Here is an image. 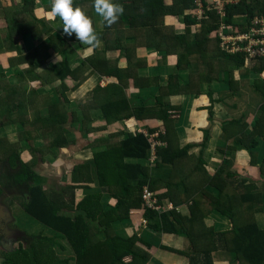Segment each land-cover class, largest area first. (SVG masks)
I'll return each mask as SVG.
<instances>
[{"label":"trees","instance_id":"obj_1","mask_svg":"<svg viewBox=\"0 0 264 264\" xmlns=\"http://www.w3.org/2000/svg\"><path fill=\"white\" fill-rule=\"evenodd\" d=\"M74 2L92 18L103 48L70 62L68 52L74 35H49L21 56L20 42L24 35L42 38L44 28L40 25L39 29V22L32 14L36 0H21V4L18 0H0L4 18L0 25V53H9V62L18 61L25 66L17 73L21 84L9 83L5 73H0V128L20 127L14 140L2 138L0 133V160L11 171L7 175L0 172V197L4 190H16L18 205L48 230L29 233L18 228L21 233L14 239L16 248L2 251L0 264L70 261L74 264H146L150 258L146 249L149 244L137 233L122 237L113 226L139 210L143 211L150 230L186 237L194 251L192 257L201 260L198 264H213L211 254L218 250L232 253L240 264H264V225L256 218L264 214V183L260 187L256 181L240 178L234 172H229L223 180L220 170L209 175L205 162L181 146L170 118V111L179 106L166 101L171 96L197 95L200 84L218 81L220 72L229 66L242 69L247 59H261L262 66L249 69L257 75L252 87L262 99L257 110L259 116L253 124L246 122V114L225 121L222 130L223 136L231 140L230 150L249 151L251 163L259 165L264 175V158L261 163L258 151L264 145V57L254 58L244 51L230 54L221 48L217 35L221 22H231L236 13L248 18L263 14L264 0L229 4L223 17L208 8L201 20L194 14L195 0H115L123 5L124 13L111 27L101 21L100 29L96 28L93 18V0ZM169 17L182 22L184 32H177L173 24H168ZM142 48L161 57L158 67L169 56L175 58L173 66L164 63L168 67L166 84H160L159 75L146 73V62L137 53ZM111 52H117L118 56L108 57ZM55 55L61 58L56 63L51 61ZM194 63L202 66V72L191 75L188 82H180L179 72ZM43 64L51 71L41 76L35 71ZM92 75L108 77L111 82L105 87L96 85L87 101H74L70 105L66 92L76 90ZM69 78L75 82L71 88L66 84ZM26 80L50 86L56 95L55 101L52 102L53 96L49 93L41 90L40 94V90L29 87ZM130 85L140 91L157 87L158 93L131 106L126 94ZM228 86L232 95H237L238 82L230 79ZM41 108H47L45 114ZM94 110L100 111L99 118L105 122L99 128L94 125ZM70 118L81 125L80 131L84 134L103 132L110 124L126 120L138 123L157 120L165 134L152 137L134 127L95 138L88 142V147L94 149L92 161L77 164L71 173L72 184L56 191L44 187L45 178L35 169L37 154L45 161L48 152L65 147L68 143L65 129ZM145 128L153 134L159 129ZM38 132L44 139L42 147L33 145ZM158 141L163 145H158ZM21 143L31 148L33 157L28 162L22 159ZM152 158L153 164H150ZM94 182L96 188L90 186ZM207 185L217 192L209 191ZM80 189L84 196L77 201ZM145 190L163 211L147 205ZM104 195L113 197L115 204H103ZM169 203L178 210L169 208ZM13 204L15 201H11ZM213 211L228 219L227 230L218 231L213 224L207 225L206 216ZM99 234L104 238L97 237ZM65 245L72 256L63 259L56 248L64 250ZM128 257L130 261H124Z\"/></svg>","mask_w":264,"mask_h":264},{"label":"crops","instance_id":"obj_2","mask_svg":"<svg viewBox=\"0 0 264 264\" xmlns=\"http://www.w3.org/2000/svg\"><path fill=\"white\" fill-rule=\"evenodd\" d=\"M77 1V0H74ZM171 0H167L170 2ZM18 3L21 4V0H18ZM81 6L80 4H78ZM88 6V5H87ZM82 7V6H81ZM51 10V0H36V8L33 11V16L37 18L39 24V29L42 26L44 29L42 31L41 39H35L30 34L24 35L20 42L21 48V56L27 55L28 52L40 45V43L47 39L49 35H57L63 36V28H62V21L59 18H56L54 21L49 20L47 17L50 14ZM95 13V12H94ZM254 17V16H253ZM96 28L100 29V23L102 18L95 14L93 17ZM250 20L252 17H246L244 14L236 13L231 22H225L226 31L228 32H236V31H248L250 28ZM4 22L0 21V25ZM168 24H173L177 30V32H184L185 25L182 22H179L177 18H167ZM181 27H179V25ZM41 25V26H40ZM199 26V24H197ZM194 33H190V36H193ZM70 42L71 49L68 52V57L70 58V62H73L76 57H87L94 50H89L87 45L81 44L75 37ZM103 48V42H101V46L98 48L99 50ZM138 56L142 58L146 62V68L149 75H159L160 76V84L164 85L167 82V75H168V67L166 66L167 63L169 66H173L175 63V58L169 56L166 62H162V65L159 67L158 62L160 60V56L146 48L138 49L137 51ZM10 56L9 53H0V73H5L7 80L11 84H21L20 79L18 78V71H22L25 66L23 64L17 63L18 61H10L8 57ZM110 56H118L117 52H111L108 57ZM51 61L57 62V60H61L60 56H51ZM50 57V58H51ZM263 61L261 59H247L245 62V67L239 69L238 67L229 66L228 69L224 72H220L218 81H213L210 84L202 83L200 84V93L199 94H189V97H185L184 95L179 96H171L166 99L168 103L178 105L179 108L174 109L170 112V118L172 123L174 124V128L176 130L178 138H180V144L182 147H186L187 151L192 152L189 154H195L200 157L205 163L208 170H218L224 169L226 166H230L231 168L230 173L234 172L238 176L242 178H248L250 181H256L260 187L263 186L264 183V175L260 171V167L255 166L251 163V157L249 151L244 149L242 150H231L229 151V144L231 140L228 141L227 136H223L222 124L225 121L231 119H239L242 115H247L246 122L247 123H254L255 118L257 115L259 116L258 109L262 103V99L254 92L252 83L257 78V75L252 71L254 67L262 66ZM150 68L154 69L151 70ZM251 69V71H249ZM149 70V71H148ZM51 70L48 69L47 64H43L40 68H38L35 72L38 75H45ZM202 72V66L200 64L194 63L192 64L187 70L180 71L179 77L180 82H188L189 78L193 74H199ZM145 73V74H146ZM264 77V73L262 74ZM232 79L233 81L238 82V91L237 95H232V91L228 86V80ZM68 80L74 82L73 79H67L66 84L71 88L72 85L69 84ZM28 81V80H26ZM111 80L108 77H97L95 75L88 76L76 90H69L66 92L68 97V93L71 92L73 97L75 98L74 94H84L85 92L92 91L96 85L101 87H105ZM56 83L55 85H57ZM93 84V88L89 90L90 86ZM75 85V82H74ZM73 85V86H74ZM29 87H34L37 90H43L42 92L46 94L49 93L50 96H53L52 102L55 101L56 95L52 93L50 90V86L43 87L41 85L34 84L31 80L28 81ZM236 87V85L234 86ZM228 88V89H227ZM1 93V91H0ZM158 93V88L153 87L149 89H144L140 91L139 89L134 88L133 86H129L126 88V94L131 106H135L142 100V98H150L154 96V94ZM45 95V94H44ZM81 96V95H80ZM140 98V99H138ZM185 98V100H184ZM69 99V97H68ZM70 105L73 102L70 100ZM47 108H41V113L45 114ZM174 115H171V113ZM92 116L96 118L94 125L101 126L104 125V121L99 118L100 111L94 110L92 111ZM173 117V118H172ZM71 120V121H70ZM69 124L73 123L72 118H70ZM127 122L130 126H127ZM154 122V124H159L157 127L159 128L161 125L157 120H150L145 122H136L134 120H126L123 122H116L110 124L106 127V130H121L126 131L129 128L133 129L137 127L138 130H143L142 126H148L151 128L148 123ZM151 124V123H149ZM123 125V126H122ZM126 127V128H125ZM67 128V126H66ZM115 128V129H114ZM20 127L18 125H6L0 128L2 131L1 137L11 138L10 136L18 134ZM146 131H149L145 128ZM160 128L156 130V133L160 132ZM114 131V132H117ZM144 132V131H142ZM150 132V131H149ZM146 133V132H144ZM108 134V133H107ZM102 136V135H101ZM11 138V139H15ZM104 137V136H102ZM231 139V138H230ZM263 138H260L262 140ZM36 142L37 147H42L44 145V139L40 132L37 133L36 137L33 139V143ZM41 142V143H39ZM87 141L81 139L77 143V147L74 149H65L62 151L63 148L54 150L51 153H47L45 156V161H42L41 158H38V162L36 164V171L37 173L45 178L44 187L52 190H62L65 187V184L61 185L62 181H60V177L57 175L61 172L62 167L66 162V158L70 153L76 154V152H83L86 150ZM21 146H23L21 144ZM35 146V144H34ZM89 144L87 145V148ZM36 147V146H35ZM230 149V148H229ZM67 150H70L68 152ZM76 151V152H74ZM259 151V161L264 158V145L260 147ZM229 152V153H228ZM232 152V153H230ZM232 154H238L244 156L243 162H239V159L230 158ZM31 153L28 155L30 156ZM48 156L51 157L50 161L48 160ZM67 156V157H66ZM221 157L220 160L222 163L217 166L216 161L217 158ZM23 161L28 162L31 158L25 159L24 153H22ZM235 159V160H234ZM52 162L54 166V172H51L49 164ZM260 163V162H259ZM2 164V163H1ZM0 164V165H1ZM253 168L258 169L256 176L253 175L252 171H255ZM225 170V169H224ZM247 170V174H243L242 172ZM212 171V172H213ZM221 171V170H220ZM62 177V176H61ZM261 179V180H260ZM260 182V184H259ZM57 185V188L55 186ZM53 186V187H52ZM81 190V189H80ZM77 191L76 199L79 201L82 199L84 194L79 195V191ZM209 191L215 194L214 189L208 188ZM103 199L108 201V205L112 206L115 204V199L111 196L104 195ZM170 204V203H169ZM62 212L67 213L65 210ZM137 212V211H135ZM135 212H131L130 217L121 222L115 223L114 230L117 234L121 235L122 237L131 236L133 233H137L142 237L144 242L148 243V247L146 248L150 254L149 261L146 264H198L201 260L194 259L192 255H194L193 248L190 244V241L184 236H176L174 234H164L154 232L149 229L148 221L145 220L144 217L141 215H135ZM138 214V213H137ZM135 215V216H134ZM209 221V220H208ZM220 221L223 229L218 231L227 230L230 227V224L227 219L218 218ZM260 223V222H259ZM213 224V223H211ZM263 225V223H261ZM215 226V225H214ZM23 228V227H21ZM217 230V228H215ZM25 230V229H24ZM101 239L104 238L103 234L97 235ZM65 247H67L65 245ZM67 250L70 254V249L67 247ZM72 256V255H71ZM70 258V257H69ZM193 259V260H192ZM211 259L213 264H240V262L235 260V257L232 253H229L224 250H218L211 254ZM124 261H130V258H126ZM63 264H74L73 261L69 263Z\"/></svg>","mask_w":264,"mask_h":264},{"label":"rangeland","instance_id":"obj_3","mask_svg":"<svg viewBox=\"0 0 264 264\" xmlns=\"http://www.w3.org/2000/svg\"><path fill=\"white\" fill-rule=\"evenodd\" d=\"M0 21H4L3 15L1 13H0ZM181 25L182 24H180L179 27H181ZM100 27H102V23H100ZM227 80L229 82L230 79L228 78ZM68 82H69L70 85H72L71 87H73L74 82L71 81V80H68ZM92 88H93V84L90 86L89 90L92 89ZM74 95H75V98L73 97V94L71 92L68 93L69 99L72 100L73 102L74 101L75 102H80V101L81 102H85V101H87L91 97L90 96V91L85 92L84 94H79L78 93V94H74ZM184 96L185 97H187V96L189 97V95H184ZM184 100H185V98H184ZM171 115H174V113L172 112ZM149 123H151V124H149ZM149 123H148V125L151 128H156L159 125V124H154V122H149ZM128 125H129V127H131L130 126V122H129V124L127 122V126L126 127H128ZM96 127L99 128L101 126H96ZM140 128H142L143 130H138V131H144L148 135L156 136L155 135L156 134L155 132L153 134V133H151L149 131H146L144 126H142ZM159 128L161 130H160V132H158V134H165L164 127L163 126H160ZM80 129H81V125L79 123H74L73 122V123H70L67 126V128L65 130L67 131L68 143L65 145V147H64L65 149H74V148H76L78 141H80L81 139L87 141V145H88V142H92L95 138L102 137V136H107L108 134H110V133H112L114 131H117L119 128L117 130H106V131H103V132H98L97 131V132H92V133H89V134L82 133L80 131ZM0 133L2 134V131L1 130H0ZM10 137L11 138H14L15 135H12ZM12 140H14V139H12ZM39 143H41V142H39ZM34 144H35L36 147H37V145H39V144H36V142H34L33 145ZM22 145H23L22 146V153H24L25 159H27V158L28 159L29 158L32 159V157H33L32 154L30 156H28L31 153L30 152L31 151V148L28 147V145L25 144V143H23ZM161 145H163V144H161ZM64 148L62 149V151L64 150ZM84 148L86 149L84 152H83V150L81 152L74 151V152H76V154L70 153L68 155V157L66 156L67 157L66 158V162H65L64 166L62 167L61 172L57 175V177H60V179H61L60 181H62L61 185L65 184V186H66V185L72 184V181H71V176L72 175H71V173H72L74 167L77 164H81L84 161H89V162L92 161V153H93V150L94 149L92 147L87 148V146L84 147ZM227 149L229 151H231L229 148H227ZM67 151L70 152V150H67ZM188 153H192V152H189L188 151ZM230 153H232V152H230ZM37 155H38L37 157L40 158V155L39 154H37ZM195 156H197V155H195ZM51 157L48 156V160L49 161H50ZM230 158L231 159L232 158H235L237 160L239 159V162L240 163L243 162L242 160H244V156H242L241 154L240 155H238V154L237 155L236 154H232L230 156ZM217 159L218 160L216 161V164H217L218 167H220L219 165H221V163H222L220 160H222V158L221 157H218ZM151 162H153V158L150 159V164H153ZM260 162L261 163L263 162V158L261 159ZM0 164H1L0 165V172H1V174L7 175L8 172H11V171H8L7 170V165H5L2 160H0ZM48 164H49V167L51 169V172L53 173L54 172L53 163L50 162ZM204 164H205V169L208 171L209 175H211V176H213L216 173H218V170H221L223 173L221 174L220 179H222V180H223V178L226 179L225 177H227V174L231 171L230 170L231 168H229L230 167L229 165L226 166V168L224 167L225 170L222 168V169H218V170H214L213 171V170H208V168L206 166V163H204ZM253 169L255 171H253V170H251V171H252L253 175L256 176V173H257L258 169L257 170H256V168H253ZM13 173H14V171H13ZM242 173L243 174H247L248 172H247V170H244ZM239 177L242 178L241 176H239ZM259 184H260V182H259ZM55 186L57 188L56 183H55ZM90 186L96 188V182L91 183ZM206 187L207 188H210V189L211 188H214V187L209 186V185H207ZM25 188H27V185L25 186ZM214 191L216 193L217 192V189L214 188ZM81 194H84L83 190H80L79 191L80 197H81ZM17 195L18 194H17V191L16 190H4L3 195L0 197V253L2 251H7V250L12 249L14 247L16 248L17 245L14 243V239L17 238L18 235H20L21 232H19L20 231L19 229H22V230L25 229V231H27L29 233H31V232L36 233V232H40V231H43L44 233H46L48 231L46 228L43 227L42 224H40L39 222H37V221L33 220L32 218H30L23 211V209L21 208V206L18 205V202L17 201L19 199L16 198ZM11 201H15V204L11 205ZM102 202H103V204L109 206L108 205V201L106 199H102ZM170 207H174L176 210H178V208L175 207V205H173V204H170ZM133 212H135V211H132V213ZM135 215H141L143 217V211L142 210H139V211L135 212ZM218 218H224V217H221L219 214H217L215 211H213L208 216H206V220L205 221H207V225L208 226H212L209 223H213V226L212 227L213 228H217V230H220V229H223V228H221L222 225H221L220 221H218ZM256 218L258 219V221L260 223H263V225H264V214H258ZM224 219H226V218H224ZM21 227H23V228H21ZM64 248L66 249L67 247H64ZM57 249H58V251H57L58 252V255L61 258H63V259L69 258L72 255V254H70L65 249L62 250V248H56V250ZM0 260H1V257H0Z\"/></svg>","mask_w":264,"mask_h":264},{"label":"clouds","instance_id":"obj_4","mask_svg":"<svg viewBox=\"0 0 264 264\" xmlns=\"http://www.w3.org/2000/svg\"><path fill=\"white\" fill-rule=\"evenodd\" d=\"M93 8L96 15L102 18L105 26L111 27L124 13V7L115 0H93ZM54 21L59 18L62 21L63 34L76 39L89 50L101 46V39L96 32L92 18L74 0H51V10L47 17ZM172 204V203H170ZM169 208H174L170 207ZM162 208V207H161ZM163 211V208H162Z\"/></svg>","mask_w":264,"mask_h":264},{"label":"built area","instance_id":"obj_5","mask_svg":"<svg viewBox=\"0 0 264 264\" xmlns=\"http://www.w3.org/2000/svg\"><path fill=\"white\" fill-rule=\"evenodd\" d=\"M240 1L241 0H195L196 10L194 14L201 20L205 16V11L208 8H211L219 12L223 17L227 5L236 4ZM217 35L221 41V48L230 54L244 51L254 58L264 57V13L256 14L252 17L248 31H236L230 33L226 31L224 22H221ZM155 135L156 136L152 137H157L158 133ZM156 143L158 145L162 144H160L159 141ZM144 192V198L146 199L147 205L161 212L162 208L156 204L157 201L151 199V194L147 190Z\"/></svg>","mask_w":264,"mask_h":264}]
</instances>
